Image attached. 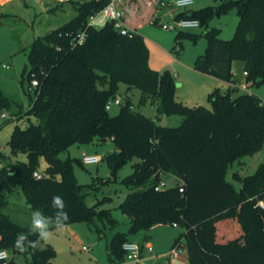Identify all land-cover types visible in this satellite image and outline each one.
<instances>
[{"label":"trees","instance_id":"trees-1","mask_svg":"<svg viewBox=\"0 0 264 264\" xmlns=\"http://www.w3.org/2000/svg\"><path fill=\"white\" fill-rule=\"evenodd\" d=\"M105 2L73 0L76 13L30 45L22 81L30 82L34 76L37 85L32 89L27 85L28 109L14 113L24 116L26 125L16 124L8 139L11 153H24L26 160L1 165L0 191L20 186L26 206L46 216L55 212L52 197L61 196L67 224L91 223L96 218L111 222L109 209L86 203L91 184L79 183L73 173L74 163L83 165L80 157H60L74 145L89 150L88 144L110 139L115 149L104 158L112 175L128 161L133 171L120 180L129 189L118 205L128 217V229L113 234L109 261L115 264L114 259L125 257L121 244L129 240L128 235L143 240L152 226L175 222L181 231L174 244L184 241L187 264H264V210L255 206L264 197V161L253 174L233 172L238 188L226 178L230 163L260 150L264 143V101L251 91L233 95L218 89L209 95L211 108L189 107L176 100L172 74L149 66V51L139 32L122 35L111 22L86 26L87 17ZM120 4L128 18L122 0ZM231 8L238 21L232 37L224 40L219 28H208V22L214 14ZM176 17H194L199 26L206 27L201 34L178 30L174 36V46L180 38H206L205 51L194 62L196 70L228 82L233 62L238 60L250 85L264 80V0H220L217 6L184 10ZM79 32L84 33L80 43L73 40ZM120 84L139 90V105L151 99L156 120L144 115L126 94L119 111L110 115L105 104ZM14 102L0 90V110ZM163 114L167 119L170 115L183 119L177 126H161ZM39 157L46 166L36 178L32 172ZM167 172L179 182L156 189ZM236 227L240 236L226 233ZM29 229L0 211V249L28 254L31 264H51L55 251L50 244L25 253L14 248L17 235ZM138 244L141 253L142 242ZM7 264L17 263L11 256Z\"/></svg>","mask_w":264,"mask_h":264},{"label":"rangeland","instance_id":"rangeland-1","mask_svg":"<svg viewBox=\"0 0 264 264\" xmlns=\"http://www.w3.org/2000/svg\"><path fill=\"white\" fill-rule=\"evenodd\" d=\"M73 0H7L4 7L0 8V90L7 98L15 101L8 109L0 110V114L5 111V117L0 116V167L7 161L26 160L24 153H11L8 145L9 135L16 124L25 126L27 120L24 116H15L19 108L22 112L28 109L31 95L28 93L27 80L22 81L21 72L25 65L28 67L27 51L37 36L44 35L50 30L59 27L75 13ZM83 1V0H81ZM157 0H122L124 7L128 10L126 17L135 23L142 25L137 29L143 36L149 51V66L157 71H169L175 82L174 96L176 100L189 107L204 106L211 108L209 100L210 93L219 88L220 92L226 91V84L219 83L194 68L197 56L205 51L207 40L204 36L198 37L196 41L189 38H180V43L174 46V36L178 31L176 28L166 29L158 23L168 21L169 16L165 15L167 7L156 10ZM220 0H193V4L186 10H198L205 6H217ZM151 5V6H150ZM133 9L135 14L129 13ZM137 9V10H135ZM156 19V23L152 20ZM238 17L234 8L219 15L214 14L209 22L208 28H219V37L230 39L235 31ZM206 30L205 26L187 30L198 34ZM177 47V49H176ZM232 82L236 85L246 83L243 73L242 62L234 61L232 65ZM30 90V89H29ZM251 91L264 101V80L258 84H251L246 90L236 89V94ZM128 95L134 106L140 111L156 120L155 104L151 99L139 103L140 92L137 88H126L120 84L116 95ZM231 94L232 91H231ZM234 95V94H233ZM119 105L111 104L108 110L110 115H115L119 111ZM31 121H35L30 116ZM183 119L180 115H170L167 120L169 126H177ZM80 148L76 145L70 147L68 152H62L61 158L69 156L77 157ZM84 148V147H83ZM90 151L99 154L102 160L96 164L79 165L73 164V173L77 181L81 184H91L87 187L86 203L89 205L98 203L99 208L109 209V216L114 221L110 223L108 219H94L91 223L74 222L67 224L64 231L56 233L47 242H41L38 247L50 244L54 251L51 264H114L109 261L105 243L116 231H127L128 217L119 209V203L124 199L129 191L120 180L132 173L131 161L119 167L112 175L105 153L115 149L110 139L103 142L88 144ZM264 161V143L260 150L250 154H245L228 165L226 178L238 188L239 183L233 178L232 173L237 172L240 176L253 174L258 166ZM46 162L43 157H39L36 170L42 172ZM171 174V173H170ZM166 186H172L177 179L163 175ZM105 197L110 199L104 200ZM0 211L20 225L31 227V212L25 203L22 189L18 185L11 186L10 189L0 191ZM226 233L231 237L241 235L240 228ZM179 233V229H176ZM86 247V249L83 248ZM9 256L13 257L17 264H31L28 254H15L10 249L7 250ZM115 264H155L149 260L139 261L127 260L125 257L114 259Z\"/></svg>","mask_w":264,"mask_h":264},{"label":"built area","instance_id":"built-area-1","mask_svg":"<svg viewBox=\"0 0 264 264\" xmlns=\"http://www.w3.org/2000/svg\"><path fill=\"white\" fill-rule=\"evenodd\" d=\"M105 1H106L105 4L101 8L91 13L87 17L86 26L101 27L107 22H111L113 28L122 35L132 36L133 34L138 32L136 27L131 26L126 21L124 9L121 7L120 4L121 0H105ZM192 4H193V0H158L156 2V10L167 7L165 11V15L169 16L168 21H161L158 24L166 29L176 28L177 30H191L198 28L199 27L198 19L194 17H176V14L178 12L186 10ZM83 38H84L83 32H79L77 33L76 36H73V40L79 43L83 40ZM243 73L246 76V71H243ZM36 85H37V80L34 76H32L29 82V88L32 89ZM230 85L233 87V89L246 90L247 87L250 85V82L246 80V83H241L238 85H234V84H230ZM122 100H123V96L115 95L111 100H109L105 104V109L109 110L111 104L120 105L122 103ZM5 114H6L5 112H2L0 116L5 117ZM80 160L83 163V165L96 164L101 161V156L97 153H87L82 151L80 153ZM32 175L36 178H39L41 176V173L38 172L37 170H34L32 172ZM166 187L168 186H166V181L163 179H160L155 186L156 189L166 188ZM179 191L180 192L182 191V187L179 188ZM255 206L264 210V197L259 198L256 201ZM171 225L174 227H178V225L175 222H172ZM262 229L264 230V226ZM83 248L86 249L85 246H83ZM121 248L124 251L125 259L135 260V261L140 260L141 255H140V246L138 242L133 240H126L122 242ZM184 251H185L184 241L180 240L169 249L167 255L169 259L177 258ZM0 253H5V255H0V264H7L10 258L7 249L1 248ZM163 264H172V263L170 260H168Z\"/></svg>","mask_w":264,"mask_h":264},{"label":"crops","instance_id":"crops-1","mask_svg":"<svg viewBox=\"0 0 264 264\" xmlns=\"http://www.w3.org/2000/svg\"><path fill=\"white\" fill-rule=\"evenodd\" d=\"M7 0H0V8L4 7V5L6 4ZM122 5L124 7V4L122 2ZM125 8V7H124ZM125 10L128 12V10L125 8ZM137 10V9H135ZM129 13H132V15L134 16L135 12L133 9H130ZM126 21L128 22V24H130L133 27H136L137 29L142 25L141 23H135L132 19L126 18ZM206 75H209L207 73H204ZM233 75V72H232ZM210 77H213L214 80H216L219 83H224L226 84V91H232L233 94H236V92H234L233 87L230 84H234L232 81H222L212 75H209ZM232 80V79H231ZM219 90V88H217ZM220 91V90H219ZM225 92V91H224ZM166 120H168L166 118ZM87 152V153H94L92 151H89L87 149H82L80 148V153L81 152ZM80 157V154H79ZM168 176H172L174 178H176L173 174H170L169 172L166 173ZM233 175V173H232ZM177 179V182H179V179ZM111 218V217H110ZM110 223L114 224V221L112 220ZM128 229V226H127ZM179 229V233H180V228L179 227H174L172 226L170 223H163V224H157L152 226L151 228L148 229V231L146 232V236L145 238L142 240L141 236H135V235H128L127 238L129 240H133L136 242H142V250H141V257L142 260H149L152 261L155 264H163L164 262L170 260L172 264H187V257L185 254V251L182 252L180 254L179 257L177 258H170L167 255V252L169 251V249L172 247V245L174 244L176 237L179 235V233H177V230ZM117 232V231H116ZM118 232H126V231H118ZM113 236V235H112ZM111 236V238H112ZM111 238L106 241L105 243V248L106 251L108 253V245L109 242L111 240ZM121 264V263H118Z\"/></svg>","mask_w":264,"mask_h":264},{"label":"clouds","instance_id":"clouds-1","mask_svg":"<svg viewBox=\"0 0 264 264\" xmlns=\"http://www.w3.org/2000/svg\"><path fill=\"white\" fill-rule=\"evenodd\" d=\"M52 208L54 215L46 216L40 210L31 212V227L28 233H20L14 242V248L20 253H25L29 249L35 251L41 242L49 241L54 232L59 233L66 229L69 216L65 211L66 204L61 196L52 197ZM30 235H36V240H30ZM5 255V253H0Z\"/></svg>","mask_w":264,"mask_h":264},{"label":"water","instance_id":"water-1","mask_svg":"<svg viewBox=\"0 0 264 264\" xmlns=\"http://www.w3.org/2000/svg\"><path fill=\"white\" fill-rule=\"evenodd\" d=\"M159 124H160L161 126H166V125H167V120H166V115H165V114H163V115L161 116V119H160V121H159Z\"/></svg>","mask_w":264,"mask_h":264}]
</instances>
